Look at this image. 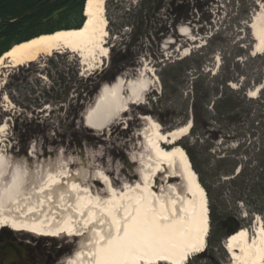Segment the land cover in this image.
Listing matches in <instances>:
<instances>
[{
	"label": "rangeland",
	"instance_id": "rangeland-1",
	"mask_svg": "<svg viewBox=\"0 0 264 264\" xmlns=\"http://www.w3.org/2000/svg\"><path fill=\"white\" fill-rule=\"evenodd\" d=\"M199 2L203 4L201 11L194 10L193 0H158L155 3L150 0H108L105 4L110 36L106 46L108 58L96 66V70L86 72L75 55L63 52L2 72L6 78L0 87V127H4L0 132V155L12 166L22 170L27 167L25 171L31 174L34 184L29 186L30 190L45 183L42 181L48 170L61 176L66 171L76 172L78 167L86 170V177L81 182L84 186L93 184L98 170L105 173L115 189L122 184L138 182L140 169L135 156L143 152L138 137L145 128L142 119L147 117L155 121L164 134L188 123L193 126V108L198 107V100L191 81L199 76L194 72L196 66H199L198 72L207 75L203 84L210 88L206 103H203L206 107L195 109V119L205 123L206 128L195 127V132L181 143L195 146L196 167L206 186L211 163L206 136L208 127L225 130L228 141L217 139L212 148L218 157L222 156V151L235 154L230 159L237 166L241 162L238 154L246 147H253L257 141L264 145V53L252 56L254 41L248 32L251 17L264 10V0ZM182 5L186 6V11L175 10ZM146 6L151 9L149 14L145 12ZM182 30L185 31L183 34ZM120 55L126 58L112 66L111 60ZM179 61H186L191 66L189 73H179L176 83L167 80L164 86L160 78L163 70L168 64ZM145 70L152 73L156 84L143 105L132 106L120 121L100 133L85 128L84 114L97 96V93L91 96L93 85H98L100 90L118 78L135 79ZM110 75L115 76L114 81H101ZM218 75L227 77L228 91L235 98L240 97L248 112L239 124L226 122L223 127L216 120L212 103L220 96L224 99L230 94L221 87L215 90V79L212 78ZM257 87L260 91L256 98L250 99L249 93ZM235 111L237 113L238 109ZM177 146H180L179 142ZM238 147L243 149L238 151ZM130 159H134L133 162ZM125 161H129L128 165ZM156 179L159 184L154 186L158 191L165 182L162 176ZM76 180V183L80 182L78 178ZM170 184L177 182L173 180ZM204 193L206 196V189ZM260 219L263 222V215ZM4 233L24 236L28 241L48 240L8 230ZM208 239L209 227L206 252L209 251ZM57 243L62 249L66 246L68 255L58 262L64 264L74 256L79 243L65 237ZM215 254L212 263L199 255L187 264H231L222 246Z\"/></svg>",
	"mask_w": 264,
	"mask_h": 264
},
{
	"label": "bare ground",
	"instance_id": "bare-ground-1",
	"mask_svg": "<svg viewBox=\"0 0 264 264\" xmlns=\"http://www.w3.org/2000/svg\"><path fill=\"white\" fill-rule=\"evenodd\" d=\"M107 1L87 0L85 22L78 30L12 47L0 58V78L8 69L63 52L75 55L86 72L96 70L108 58L110 36L103 10ZM248 28L254 41L252 56L263 54L264 10L251 17ZM155 84L152 73L145 70L135 79L118 78L102 86L84 114L85 128L105 131L132 106L143 105ZM259 91L257 87L248 97L255 99ZM142 120L145 128L138 137L143 152L135 156L139 180L119 189L101 170L91 186L81 185L86 170L78 167L61 176L48 170L41 180L45 183L30 190L34 184L27 167L12 166L0 155V231L77 240L76 253L64 264H187L203 254L208 236L206 196L186 154L177 146L188 135L191 123L164 134L155 121ZM159 176L165 184L157 191L154 179ZM171 179L177 184H170ZM224 249L231 264H264L262 220L255 221L252 232L240 229L230 236Z\"/></svg>",
	"mask_w": 264,
	"mask_h": 264
},
{
	"label": "flooded vegetation",
	"instance_id": "flooded-vegetation-1",
	"mask_svg": "<svg viewBox=\"0 0 264 264\" xmlns=\"http://www.w3.org/2000/svg\"><path fill=\"white\" fill-rule=\"evenodd\" d=\"M176 8L183 10L184 6ZM126 56L129 58L128 54ZM126 56L120 55L117 59L111 60V65L116 66L123 62L121 59ZM113 76L105 77L101 81H112ZM93 86L91 95L99 88L98 85ZM216 102L212 103V107ZM253 130L256 131L255 128ZM206 136L210 144L208 151L211 162L207 169L206 186L209 251L204 253L203 258L212 263L215 261L214 252L217 255L218 248L224 247L230 236L242 228L252 232L260 215H263L264 222V151L261 150L264 145L257 141L253 147H246L242 154H238L241 162L237 166L230 159L234 158L235 154L230 155L227 151H222V156L218 157L212 148L217 139L228 141L223 128L220 127L217 131L208 127ZM239 149L243 148L238 147V151ZM19 236L12 233L1 234L0 264H58L68 255L66 246L62 249L57 240L28 241L24 236ZM210 252L211 256H208Z\"/></svg>",
	"mask_w": 264,
	"mask_h": 264
},
{
	"label": "trees",
	"instance_id": "trees-1",
	"mask_svg": "<svg viewBox=\"0 0 264 264\" xmlns=\"http://www.w3.org/2000/svg\"><path fill=\"white\" fill-rule=\"evenodd\" d=\"M157 1L158 0H150L151 3ZM193 2H195L194 10L201 11L203 7V4H201L202 2H199V0H193ZM84 4L85 0H0V58L13 46L28 42L40 36L52 35L60 31L80 29L85 21L83 17ZM144 9L147 14L151 12L148 6L144 7ZM177 9L178 8H175L176 11H181ZM186 10L187 8L184 6L183 11ZM175 16L176 15H174V17ZM248 32L250 34L249 30ZM207 45L208 44H206L204 49H206ZM186 63V61H179L168 64L160 76L162 84L166 86L167 80H172L176 83L179 73H189L191 66ZM198 69L199 66H196L194 72L199 76H195L196 79L191 81L192 91L195 89V93L197 94L198 107L193 108V126H191L188 135L193 134L195 132L194 128L197 126H200L201 129L206 128L205 123L195 119V109L200 108L203 110V108L206 107V104L203 103H206L210 90L208 85L203 84L207 75L198 72ZM200 77L201 80H199ZM202 78H204V80H202ZM212 79H215L216 91H218L220 87L224 91H228L226 87V84L229 83L227 77L224 78L223 75H218ZM212 82L209 83V86ZM241 91L243 90H240V92ZM229 93V96L226 95L224 99L220 96L214 106V115L221 126H224L223 124L227 125L226 122L231 125L239 124L243 120L242 116L248 113L244 110V104L243 101H240V97L235 98L232 92ZM237 109L238 112L235 113ZM186 139L185 137L179 141V147L186 154L200 186L205 190L206 181L201 178L196 167L193 152L195 146H188V143H181Z\"/></svg>",
	"mask_w": 264,
	"mask_h": 264
},
{
	"label": "water",
	"instance_id": "water-1",
	"mask_svg": "<svg viewBox=\"0 0 264 264\" xmlns=\"http://www.w3.org/2000/svg\"><path fill=\"white\" fill-rule=\"evenodd\" d=\"M86 3H87V0H85V5H84V9H83V17L84 18H86L85 17V9H86ZM103 10H104V12H105V6H104V8H103ZM105 19V18H104ZM57 33V32H56ZM55 34V33H54ZM53 35V34H52ZM41 37V36H40ZM14 47V46H13ZM125 59V57H122V61ZM115 80V76H113L112 77V81H114ZM5 84V80H4V74H2V77L0 78V87L1 86H3ZM100 90H97V94H98V92H99ZM95 93V94H96ZM91 96H93V95H91ZM85 120V118H83V121ZM85 124V123H84ZM128 162L129 161H125V165H128ZM173 181V179H171V180H169V182L171 183ZM159 184V180L158 179H154V185L155 186H157ZM4 231L5 230H2V231H0V234H3L4 233ZM234 235V234H233ZM51 241H54V240H51ZM15 255H16V253H15ZM15 255H12V257H14ZM204 255V253L203 254H201V257ZM17 256V255H16ZM9 260H11V259H9Z\"/></svg>",
	"mask_w": 264,
	"mask_h": 264
}]
</instances>
